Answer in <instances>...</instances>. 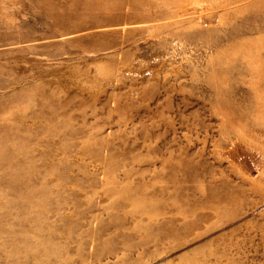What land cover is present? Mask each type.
Returning a JSON list of instances; mask_svg holds the SVG:
<instances>
[{
  "label": "rangeland",
  "instance_id": "1",
  "mask_svg": "<svg viewBox=\"0 0 264 264\" xmlns=\"http://www.w3.org/2000/svg\"><path fill=\"white\" fill-rule=\"evenodd\" d=\"M263 154L264 0H0V264H264Z\"/></svg>",
  "mask_w": 264,
  "mask_h": 264
},
{
  "label": "bare ground",
  "instance_id": "2",
  "mask_svg": "<svg viewBox=\"0 0 264 264\" xmlns=\"http://www.w3.org/2000/svg\"><path fill=\"white\" fill-rule=\"evenodd\" d=\"M264 155V154H263ZM235 240V239H234ZM235 244V243H234ZM235 248V247H234ZM235 250V249H234ZM238 250V249H237ZM241 250V249H240ZM233 252V251H232ZM240 252V251H239ZM237 253V252H236ZM218 255H220V254H218ZM231 256V255H230ZM224 257V256H223ZM223 257H221V258H223ZM225 257H226V255H225ZM229 257V256H228ZM233 256H231V258H232ZM227 258V257H226ZM235 258V257H234ZM231 260V259H230ZM233 260V259H232ZM237 260V259H236ZM221 262H222V260H220ZM239 261V260H238ZM242 260H240L239 261V263L241 262ZM226 263V262H225ZM235 263H236V261H235ZM243 263V262H242ZM242 263H240V264H242ZM228 264V263H227ZM232 264V263H231Z\"/></svg>",
  "mask_w": 264,
  "mask_h": 264
}]
</instances>
